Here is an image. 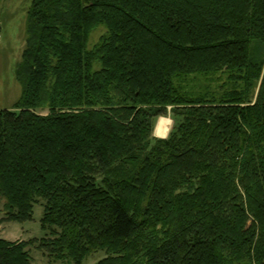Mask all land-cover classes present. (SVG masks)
Wrapping results in <instances>:
<instances>
[{"label": "trees", "instance_id": "obj_1", "mask_svg": "<svg viewBox=\"0 0 264 264\" xmlns=\"http://www.w3.org/2000/svg\"><path fill=\"white\" fill-rule=\"evenodd\" d=\"M25 33L4 221L41 203L70 264H264V0H32ZM30 243L0 237V264Z\"/></svg>", "mask_w": 264, "mask_h": 264}, {"label": "rangeland", "instance_id": "obj_2", "mask_svg": "<svg viewBox=\"0 0 264 264\" xmlns=\"http://www.w3.org/2000/svg\"><path fill=\"white\" fill-rule=\"evenodd\" d=\"M31 1L0 0V109H11L21 95V85L15 77V69L21 60V54L25 47L26 18ZM103 32V27H97L91 32L88 41L89 48L95 44ZM39 112L45 114L47 111L40 110ZM166 118L170 120V130L172 121L169 116ZM158 119L153 134L160 138L155 134ZM42 214L41 203L33 206L32 218L23 222L4 221L3 215L0 214V237L9 241L31 240L28 246L31 264H70L67 260H55L47 257L43 250L38 247L39 240L46 237L40 226ZM104 256L102 251L95 252L84 260V264H95Z\"/></svg>", "mask_w": 264, "mask_h": 264}, {"label": "bare ground", "instance_id": "obj_3", "mask_svg": "<svg viewBox=\"0 0 264 264\" xmlns=\"http://www.w3.org/2000/svg\"><path fill=\"white\" fill-rule=\"evenodd\" d=\"M169 127L170 120L166 117H160L155 128L156 134L160 136H165L169 130Z\"/></svg>", "mask_w": 264, "mask_h": 264}, {"label": "crops", "instance_id": "obj_4", "mask_svg": "<svg viewBox=\"0 0 264 264\" xmlns=\"http://www.w3.org/2000/svg\"><path fill=\"white\" fill-rule=\"evenodd\" d=\"M155 134H156V133H155ZM157 136H160V135L157 134ZM160 137H161V138H164V137H166V135H165V136H160Z\"/></svg>", "mask_w": 264, "mask_h": 264}]
</instances>
